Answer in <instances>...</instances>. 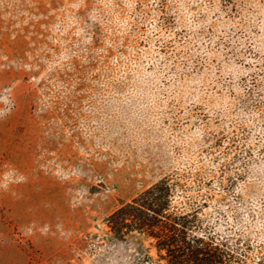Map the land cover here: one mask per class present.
<instances>
[{
  "label": "rangeland",
  "instance_id": "374dc122",
  "mask_svg": "<svg viewBox=\"0 0 264 264\" xmlns=\"http://www.w3.org/2000/svg\"><path fill=\"white\" fill-rule=\"evenodd\" d=\"M173 173L264 260V0H0V264H146Z\"/></svg>",
  "mask_w": 264,
  "mask_h": 264
},
{
  "label": "trees",
  "instance_id": "16d2710c",
  "mask_svg": "<svg viewBox=\"0 0 264 264\" xmlns=\"http://www.w3.org/2000/svg\"><path fill=\"white\" fill-rule=\"evenodd\" d=\"M186 176L166 175L122 200L104 219L113 238L147 240L155 258L145 253L141 259L146 264H264L263 259L251 260L247 240L220 232L204 215L207 195H184L189 186L178 179ZM180 196L184 199L177 202Z\"/></svg>",
  "mask_w": 264,
  "mask_h": 264
}]
</instances>
